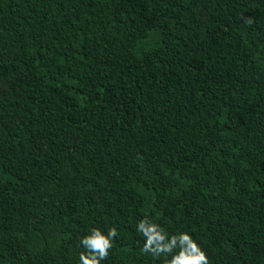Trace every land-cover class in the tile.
Here are the masks:
<instances>
[{"label":"trees","instance_id":"trees-1","mask_svg":"<svg viewBox=\"0 0 264 264\" xmlns=\"http://www.w3.org/2000/svg\"><path fill=\"white\" fill-rule=\"evenodd\" d=\"M144 219L264 264V0H0V264H166Z\"/></svg>","mask_w":264,"mask_h":264},{"label":"clouds","instance_id":"clouds-1","mask_svg":"<svg viewBox=\"0 0 264 264\" xmlns=\"http://www.w3.org/2000/svg\"><path fill=\"white\" fill-rule=\"evenodd\" d=\"M137 229L146 237V243L141 249L145 254L150 253L155 257L171 255V259L167 260L166 264H209L205 253L186 232L169 238L164 229L147 219L141 220ZM116 236L117 231L114 227L109 229L107 235L99 229H92L91 234L81 241L87 249V252L80 253L81 264H101L102 260L107 259L112 248V239ZM177 248L179 251L174 253Z\"/></svg>","mask_w":264,"mask_h":264}]
</instances>
